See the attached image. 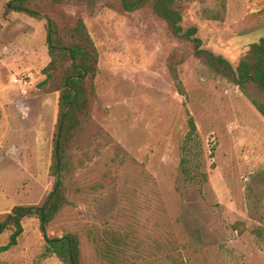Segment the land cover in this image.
I'll return each instance as SVG.
<instances>
[{"label":"rangeland","instance_id":"obj_1","mask_svg":"<svg viewBox=\"0 0 264 264\" xmlns=\"http://www.w3.org/2000/svg\"><path fill=\"white\" fill-rule=\"evenodd\" d=\"M9 1L0 0V58L21 56L27 72L0 76V218L15 206L42 205L51 191L59 101L38 88L51 60L46 21L5 15ZM180 2L184 26H197L204 47L234 66L264 40V0ZM66 9L84 13L98 48L101 106L88 143L77 141L76 158L90 149V159L68 180V204L46 236L77 235L83 264H264L261 114L238 87L212 77L194 58L179 67L181 95L168 69L180 45L152 17ZM205 10L220 12L223 21L206 20ZM189 117L207 182L188 181L180 169ZM23 227L1 262L62 264L56 256L43 258L38 219ZM9 236H0V248Z\"/></svg>","mask_w":264,"mask_h":264},{"label":"trees","instance_id":"obj_2","mask_svg":"<svg viewBox=\"0 0 264 264\" xmlns=\"http://www.w3.org/2000/svg\"><path fill=\"white\" fill-rule=\"evenodd\" d=\"M73 5L85 7L90 16L101 9H110L123 16L143 13L152 17L166 28L168 37L180 45L179 50L171 54L168 69L181 95L184 87L179 67L194 58L212 77L222 78L238 87L264 118V40L251 45L234 66L223 56L204 47L197 26H184V8L180 0H10L5 7V15L19 13L46 21L51 60L43 69L45 78L38 88L44 94H58L59 101L50 166L53 178L51 191L42 205L15 206L0 218V236L10 233L0 253L18 245L24 233V220L36 218L46 237L43 258L56 256L62 264H83L80 238L75 234L51 238L46 236V230L68 204V180L90 159V149L83 157L76 158L77 141L88 143L96 112L101 106L96 86L100 54L84 13L70 14L67 11L66 8ZM203 17L208 21H223L220 12L205 10ZM188 126L189 131L181 145V172L188 181L207 182L208 175L201 171L203 149L193 117H189ZM235 228L243 232L239 226ZM259 234L263 235L260 231ZM0 264L6 263L0 261Z\"/></svg>","mask_w":264,"mask_h":264},{"label":"crops","instance_id":"obj_3","mask_svg":"<svg viewBox=\"0 0 264 264\" xmlns=\"http://www.w3.org/2000/svg\"><path fill=\"white\" fill-rule=\"evenodd\" d=\"M21 62L25 63V66H22ZM26 69H27V63L19 55L18 56L16 55L3 56L2 58H0V76L1 77L9 78L15 74H23L27 72ZM15 80L17 81V79Z\"/></svg>","mask_w":264,"mask_h":264}]
</instances>
